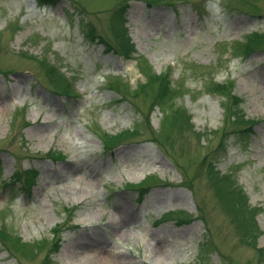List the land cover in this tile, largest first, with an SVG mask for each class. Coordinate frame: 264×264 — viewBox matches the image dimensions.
Here are the masks:
<instances>
[{"label": "rangeland", "instance_id": "1", "mask_svg": "<svg viewBox=\"0 0 264 264\" xmlns=\"http://www.w3.org/2000/svg\"><path fill=\"white\" fill-rule=\"evenodd\" d=\"M261 107L264 0H0V264H264Z\"/></svg>", "mask_w": 264, "mask_h": 264}, {"label": "bare ground", "instance_id": "2", "mask_svg": "<svg viewBox=\"0 0 264 264\" xmlns=\"http://www.w3.org/2000/svg\"><path fill=\"white\" fill-rule=\"evenodd\" d=\"M150 1V0H148ZM42 12L39 11V15H41ZM244 59V58H242ZM215 88V87H213ZM240 98H236L235 100H233L232 103H238L240 102ZM262 112L260 113V115L264 116V108L261 107ZM239 115L240 121H239V128L235 131L234 134H240L245 136L244 138H242L241 136H236L237 137V141L241 142L242 140H245L247 138V136L249 134H251L252 132H254L255 130L253 129V127H255V125L257 123H260L262 121V117H259L260 115L257 113L255 115H252L251 117L246 116L245 112L243 111H239L237 113ZM229 127H231V125H229ZM212 130H218L217 129H212ZM83 148H85L87 145L86 144H82ZM125 166L127 168H135L138 169L140 168V166H130V163H126ZM160 167L162 169H166L167 165L164 159L159 158V157H154L152 158L151 161H149L147 164H145L144 166H142L140 169L141 170H146V169H154L157 167ZM88 176H92V174L87 173ZM153 174H151L150 176H152ZM154 176V175H153ZM176 200H178V202H186L188 200L187 196L185 194H179V196L176 197ZM121 222L125 225H134L136 223L135 218H132V216L130 217L126 212H123V215L121 217ZM139 233H136V236ZM152 238V237H151ZM85 245H87L86 242H84L82 239H74L72 240L69 245H68V251L70 253V255L73 258V261L71 264H95L97 261H101L103 262L105 257H99V260L94 261L92 258H90L88 256V250L84 247ZM172 246H174V242H170L168 241V239H163L160 243L159 246H153L154 248H152V251L156 254L159 251L162 252H166L169 251L170 248H172ZM104 248V247H102ZM116 247H112L109 249L108 253H115L117 252L118 256H121L122 259L119 262V264H137L132 258H130V253H128V251H123V248L120 247V249L118 251ZM147 257L145 258V260H147Z\"/></svg>", "mask_w": 264, "mask_h": 264}, {"label": "trees", "instance_id": "3", "mask_svg": "<svg viewBox=\"0 0 264 264\" xmlns=\"http://www.w3.org/2000/svg\"><path fill=\"white\" fill-rule=\"evenodd\" d=\"M40 1H41L42 3H44V4H48V0H40ZM50 3H51V2H50ZM215 88H220V86H219V85H218V86L216 85ZM221 88L224 89V85H223V86L221 85ZM238 120L240 121V118H239V117H238ZM239 121H238V123H239Z\"/></svg>", "mask_w": 264, "mask_h": 264}]
</instances>
